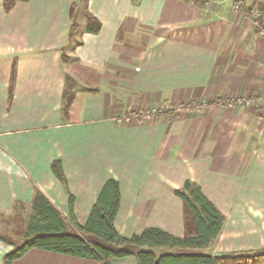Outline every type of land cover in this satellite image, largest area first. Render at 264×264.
I'll return each mask as SVG.
<instances>
[{
	"label": "crops",
	"instance_id": "0c3cea01",
	"mask_svg": "<svg viewBox=\"0 0 264 264\" xmlns=\"http://www.w3.org/2000/svg\"><path fill=\"white\" fill-rule=\"evenodd\" d=\"M73 0H0V213L29 203L34 187L83 226L108 179L117 181L114 226L124 236L146 227L186 233L174 194L186 179L225 216L216 242L164 252L222 255L264 247V112L259 104L164 113L119 123L134 107L264 95V34L247 19L264 0H85L73 52L79 88L70 89L62 53ZM72 40V39H71ZM15 74L12 80V74ZM11 92V94H10ZM67 105V106H66ZM66 113L64 114V109ZM59 160L65 187L51 171ZM12 245L0 241V264ZM146 249L147 247H143ZM13 264H102L32 249ZM108 264H137L135 256Z\"/></svg>",
	"mask_w": 264,
	"mask_h": 264
},
{
	"label": "trees",
	"instance_id": "16d2710c",
	"mask_svg": "<svg viewBox=\"0 0 264 264\" xmlns=\"http://www.w3.org/2000/svg\"><path fill=\"white\" fill-rule=\"evenodd\" d=\"M15 2L16 0H3L4 11L8 12ZM86 16L88 17L86 32L97 34L100 30V22L89 13ZM75 30V25L71 24L70 36ZM14 77L13 73L12 80ZM66 103L68 104L69 101L66 100ZM51 171L66 189V177L59 160L52 161ZM67 194L68 217H65L36 186L29 203L14 201L12 207L14 215L20 213L23 216L22 212L28 210L23 240L19 246L13 247L4 254L3 264H13L32 249L94 259L102 264H108L110 258H124L131 255L135 256L137 264H264V247L222 255L179 251L164 252L158 256L152 250L143 248L146 246L170 249L206 248L216 242L225 222V216L192 180L186 179L182 187L174 191L182 202L183 223L186 230L183 237L174 236L156 227H146L130 237L120 235L114 226L120 206V191L117 181L113 179L104 182L83 226H80L74 218V197L69 192ZM189 227L193 228L190 233L187 232ZM0 241L13 244L1 233Z\"/></svg>",
	"mask_w": 264,
	"mask_h": 264
},
{
	"label": "rangeland",
	"instance_id": "374dc122",
	"mask_svg": "<svg viewBox=\"0 0 264 264\" xmlns=\"http://www.w3.org/2000/svg\"><path fill=\"white\" fill-rule=\"evenodd\" d=\"M84 2H85V0H73V2L71 3V5H72V15H71L72 23L71 24L75 25L76 30L70 36L72 40L70 39V42L68 43L66 48H64L63 55H62V66L64 67V72L66 73L65 75H67L66 83L68 86H70V88H68V92L65 93V96H66V98L64 99L65 101L66 100L68 101L70 98V93H69L70 89L79 88L78 77H77L75 71L72 70V68L76 67L77 62H78V61H76V58H75L76 56H75V53L73 52V46L75 45L74 44L75 38H73L74 37L73 35L77 34L80 31V29H82V27L79 25V21L82 22L84 19V25H86L88 23V17L86 16L87 11H85ZM245 2H246V0H245ZM216 101H217V99H208V100L202 101V103H199V102L182 100L176 104L175 103L172 104L171 106L174 105L176 107H178V106L185 107V108H187V110H185V111H189V112H192V111L201 112L205 109L206 110H212L215 108H219V109H223V110L230 109V108H224V107L219 106L218 102H216ZM198 104H201L202 107L200 109H198L199 111H195V110H197L196 106ZM254 104H256V103H254ZM214 206H215V204H214ZM26 211H28V210H26ZM26 211L22 212L23 216L20 215V213L18 215H14L12 211L8 214L0 213V233L4 237H7V239H9L11 242H13V244H12L13 247L19 246L23 240V229H24ZM192 229H193L192 227H189L187 229V232H189V233L192 232ZM146 249L152 250V251H153V249L154 250L156 249V251L158 252L161 248L147 247ZM203 250H204V248H201L200 251H203ZM203 253H205V252H203Z\"/></svg>",
	"mask_w": 264,
	"mask_h": 264
},
{
	"label": "built area",
	"instance_id": "2783aa9c",
	"mask_svg": "<svg viewBox=\"0 0 264 264\" xmlns=\"http://www.w3.org/2000/svg\"><path fill=\"white\" fill-rule=\"evenodd\" d=\"M245 5V0H234V6L236 10L243 9ZM247 19L253 24H257V26L260 29V32L264 34V7L256 6L251 11H249V14H247ZM219 106L224 108H232L236 105H250V104H259V106L262 108V111L264 112V95L259 96L257 98H246V97H229L224 99H217ZM209 104V103H208ZM202 106L201 104H198L196 106L195 111H199ZM187 108L185 107H176L171 106L167 103H160L155 107L152 108H143V107H134L129 109L128 111H124L121 115L116 116V122L119 123H133V122H139V123H146L154 120L158 116L166 113L172 112L173 115H177L180 111H185ZM170 111V112H169Z\"/></svg>",
	"mask_w": 264,
	"mask_h": 264
}]
</instances>
